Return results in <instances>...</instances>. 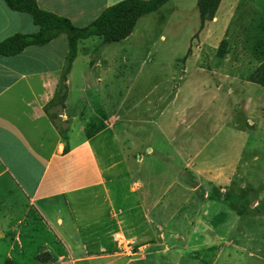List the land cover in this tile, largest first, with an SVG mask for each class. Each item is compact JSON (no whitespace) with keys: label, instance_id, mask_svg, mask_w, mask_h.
Segmentation results:
<instances>
[{"label":"crops","instance_id":"obj_1","mask_svg":"<svg viewBox=\"0 0 264 264\" xmlns=\"http://www.w3.org/2000/svg\"><path fill=\"white\" fill-rule=\"evenodd\" d=\"M121 1L36 3L83 28ZM36 32L30 16L9 10L0 0V42ZM102 50V46L95 49ZM66 55L67 40L60 35L45 46L0 56V258L4 263L23 264L29 257V264H264V246L252 245L264 243V238L244 235L243 219L235 210L219 219L206 217L210 204L196 200L195 189L188 185L195 177V158L189 153L194 143L189 138L174 134V150L158 168L160 142L155 137L167 129L177 132L178 119L165 128L160 123L164 111L155 105L142 113L146 119L154 112L153 122L147 124L139 116L130 120L131 111L124 109L123 101L129 92L117 109L112 107L113 92L101 91L109 84L108 75L114 74L115 61L108 54H95L86 62L73 95L75 59L59 112L68 124L67 141H62L45 108L56 101ZM125 61L122 57L117 63L124 67ZM141 139L144 142L138 145ZM137 146L144 148L138 157ZM180 147L187 149L183 155ZM179 162L186 167L181 172ZM196 206L201 212L197 219ZM37 221L52 232L54 242L42 240L36 251ZM217 223L227 228L226 235H212L210 227ZM116 233L138 245L137 259L117 262Z\"/></svg>","mask_w":264,"mask_h":264},{"label":"rangeland","instance_id":"obj_2","mask_svg":"<svg viewBox=\"0 0 264 264\" xmlns=\"http://www.w3.org/2000/svg\"><path fill=\"white\" fill-rule=\"evenodd\" d=\"M98 46L104 51H95ZM95 54H108L115 61L109 84L101 87L113 92L114 109L129 92L123 101L130 120L139 116L147 124L153 122L154 112L146 119L142 113L155 105L164 111L160 123L165 128L178 119L177 132L167 129L155 137L160 142L158 168L174 150V134L185 135L194 143L189 153L195 158V177L188 185L195 189L196 200L210 204L206 217L219 219L233 209L243 219L244 235L264 238V87L256 83L264 80V0H222L203 30L196 0H170L139 18L131 34L114 45H103L99 38L82 41L71 74L73 95ZM122 57L124 67L117 63ZM143 149L137 146L136 156ZM179 150L183 155L187 149ZM179 168L181 172L186 167L179 162ZM199 211L196 206V219ZM36 229L33 250L42 240L54 242L39 221ZM210 229L216 237L227 234L223 224ZM114 235L120 236L117 262L137 259L138 245L121 233ZM252 245L262 248L264 243ZM0 264H5L2 258Z\"/></svg>","mask_w":264,"mask_h":264},{"label":"trees","instance_id":"obj_3","mask_svg":"<svg viewBox=\"0 0 264 264\" xmlns=\"http://www.w3.org/2000/svg\"><path fill=\"white\" fill-rule=\"evenodd\" d=\"M9 10L26 14L31 17L37 32L32 35H13L0 42V56L13 57L20 54L27 47H42L49 44L60 35L67 40V55L64 71L57 87L56 101L45 108V113L54 124L60 138L67 141L68 124L59 117L67 98V76L76 59L80 42L90 38H99L103 44H115L126 39L132 32L136 21L152 14L170 0H124L106 8L88 26L79 28L70 20L54 13L41 10L36 0H2ZM222 0H196L199 15L200 30L211 22ZM254 2L255 0H247ZM225 53V42L222 44L219 57ZM264 87V80L256 82ZM91 134L88 133V137ZM68 152L65 145L64 153Z\"/></svg>","mask_w":264,"mask_h":264},{"label":"built area","instance_id":"obj_4","mask_svg":"<svg viewBox=\"0 0 264 264\" xmlns=\"http://www.w3.org/2000/svg\"><path fill=\"white\" fill-rule=\"evenodd\" d=\"M119 237H120L119 235H114V236H113V240H114L115 242H118V241L120 240Z\"/></svg>","mask_w":264,"mask_h":264}]
</instances>
